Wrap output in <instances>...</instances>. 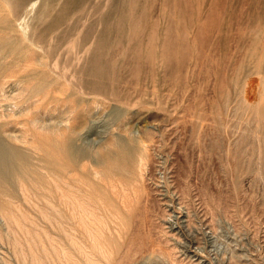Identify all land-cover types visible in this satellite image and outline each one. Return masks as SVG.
Instances as JSON below:
<instances>
[{
  "label": "rangeland",
  "instance_id": "rangeland-1",
  "mask_svg": "<svg viewBox=\"0 0 264 264\" xmlns=\"http://www.w3.org/2000/svg\"><path fill=\"white\" fill-rule=\"evenodd\" d=\"M0 140V264H264V0H0Z\"/></svg>",
  "mask_w": 264,
  "mask_h": 264
},
{
  "label": "bare ground",
  "instance_id": "bare-ground-1",
  "mask_svg": "<svg viewBox=\"0 0 264 264\" xmlns=\"http://www.w3.org/2000/svg\"><path fill=\"white\" fill-rule=\"evenodd\" d=\"M35 123H36V122H35ZM24 139H25V140H23V141H24L23 144H29V145L32 146L31 142L28 141V139H27L26 137H24ZM7 146H8V145H7ZM6 148H7V147H4V143H2L1 140H0V165H1V162H2V161H5V160H6L5 157H6V154H7V152H8V151H6ZM8 148L10 149L11 147L8 146ZM32 149H33V148H32ZM11 150H13V149H11ZM9 151H10V150H9ZM8 153H9V152H8ZM10 153H11V152H10ZM19 154H20V153H19ZM10 156H11V155H10ZM14 156H15V155H14ZM8 157H9V156H8ZM19 157H20V156H19ZM16 158H18V157L16 156ZM22 158H23V157H22ZM20 159H21V158H20ZM40 159H42V158H40ZM22 160H23V159H22ZM22 160H21V161H22ZM13 162H14V161H13ZM24 162H25V161H24ZM20 163H21V162H20ZM25 163H26V162H25ZM38 163H39V162H38ZM14 164H15V163H14ZM26 165H27V164H26ZM40 165H41V164H40ZM7 166H9V164H8ZM27 166H29V165H27ZM41 166H42V165H41ZM11 167H12V166H11ZM14 167H15V166H14ZM34 167H36V166H34ZM24 168H25V167H24ZM7 169H9V167H8ZM12 171H13V170H12ZM15 171H16V168H15ZM17 171H18V170H17ZM17 171H16V172H17ZM26 171H27V170H26ZM4 172H5V171H4ZM4 172H3V174H5ZM20 172H21V171H20ZM20 172H18V173L21 174ZM34 172H36L35 169H34ZM39 172H40V171H39ZM11 173H12V172H11ZM19 174H18V175H19ZM1 175H2V174H1ZM18 175H17V176H18ZM3 176H4V175H2V177H3ZM29 176H30V175H29ZM24 178H25V177H24ZM7 179H8V177H7ZM46 179H47V178H46ZM27 180H28V179H27ZM29 180H30V179H29ZM37 180H38V179H37ZM41 180H42V179H41ZM48 180H49V178H48ZM51 180H52V179H51ZM34 182H36V181H34ZM34 182H33V183H34ZM54 185H55V184H54ZM54 188H55V187H54ZM57 188H58V187H57ZM56 190H57V189H56ZM55 192H56V191H55ZM73 203H74V202H73ZM50 205H51V204H50ZM74 205H76V204H73V206H74Z\"/></svg>",
  "mask_w": 264,
  "mask_h": 264
}]
</instances>
